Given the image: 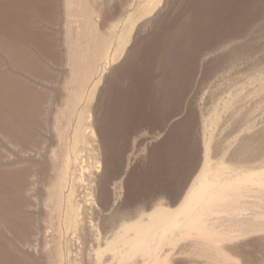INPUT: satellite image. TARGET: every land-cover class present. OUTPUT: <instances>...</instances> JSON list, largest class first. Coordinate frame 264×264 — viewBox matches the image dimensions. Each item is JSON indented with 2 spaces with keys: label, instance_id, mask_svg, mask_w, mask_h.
<instances>
[{
  "label": "rangeland",
  "instance_id": "obj_1",
  "mask_svg": "<svg viewBox=\"0 0 264 264\" xmlns=\"http://www.w3.org/2000/svg\"><path fill=\"white\" fill-rule=\"evenodd\" d=\"M6 1L0 14H25L18 27L29 34L15 46L0 36L1 261L142 264L140 257L121 262L99 254L97 246L139 211L158 202L174 207L210 137L220 179L251 177L228 190L214 185L204 215L211 236L193 232L159 253L167 254L165 264H264V60L254 63L264 56V14L249 20L243 36L228 38L229 27L245 19L247 0ZM201 21L210 27L203 33L195 27ZM181 34L201 51L178 109L159 123L158 111L178 100L173 92L151 100L155 81L167 89L170 73L153 43ZM242 43L252 46L250 54L218 57ZM136 58L148 84L134 87L148 91L139 88L138 105L136 93L130 100L133 129L124 143L119 132L108 142L119 158H106L99 126L109 123L108 86L123 82L117 69ZM112 160L116 173L107 177Z\"/></svg>",
  "mask_w": 264,
  "mask_h": 264
},
{
  "label": "bare ground",
  "instance_id": "obj_2",
  "mask_svg": "<svg viewBox=\"0 0 264 264\" xmlns=\"http://www.w3.org/2000/svg\"><path fill=\"white\" fill-rule=\"evenodd\" d=\"M8 1L9 0L6 2ZM30 3L33 4V2ZM204 11L206 12L208 10L205 9ZM240 11L241 13L243 12V14H245V19L239 20L238 22L236 21L233 26L229 27L230 29L225 34L228 38L243 36L244 30L248 28L249 20L257 17L258 14H264V0H247L245 4L240 7ZM3 12L6 13L8 11L4 10ZM17 15L19 14H0L1 43L5 45L15 46L17 41L15 40L16 37L19 38L21 35L27 37L29 34L26 29L22 30L18 27V22L25 14H20L18 17ZM203 19L206 18L203 17ZM190 25L191 23L179 25L176 28L177 34H175V36L178 37V32L180 31L185 32V30H187ZM195 27L199 28V32L201 33L210 28L208 21H201L195 24ZM210 45L211 44L208 46ZM252 50L253 48L250 44L242 43L239 46H235L234 48L230 49L228 52L219 55L218 57L230 59L241 52L250 54ZM153 51L154 54H158L160 60L165 59V61H168V65H166L169 68L170 73L167 80V89L164 90L161 88L162 82L160 79L155 81V91L152 94H149L151 96V100L156 104L159 102V100L164 101L166 100L165 97L167 92H173L172 94L178 100V102L170 104L171 106L163 107L158 111L157 114L161 116L158 122L161 123L164 121L162 116L165 117L171 114L172 110L174 111V109H178L179 100H181V98H183L187 92L188 85L195 71L197 57L201 50L200 48H197L191 44L190 41L185 38V36L177 38V40H175L174 36L170 38L158 36V38L154 40ZM262 60H264V56L258 58L254 63L260 62ZM139 62H141L140 59H134V61H128L125 65L126 67L117 69L119 73H121L123 76L125 75V81L123 80V82L120 84L114 83L108 86L109 96L107 97V101L105 100L106 102L104 108L105 120L109 123L106 130H102V127L100 128L99 126V136L101 138L103 151L107 156L106 158H108V156L112 158H119L118 156H120V154L114 153L112 151L111 144L108 142H116V136L119 132V134L121 133L119 140L120 143L123 144L124 136H126V134L133 129L127 121V117L131 116L132 114L130 110L132 109L133 105L131 104L130 100L134 98V93H136V98L133 103L138 105V101L141 100H138V95L142 93L139 90V88H142L139 86H137L138 88H135L134 84L137 81L138 83H141V86L142 83L145 85L148 84V75L146 76L145 72V74L140 72L141 70L145 71L146 68L141 67L142 69H140L138 67ZM142 90L148 91L146 90V87H143ZM146 93L148 94V92ZM164 109L168 110L164 111ZM104 135H106L108 139H106ZM160 145L161 144L157 145L155 149L159 150L161 147ZM114 154L116 155L114 156ZM212 160L213 159L210 156V137H208L207 139H203V159L199 169L190 181L179 202L174 207L162 202H158L154 204L149 210H141L134 217L122 221V223L118 225L119 229L111 237L106 239L104 247L101 248L100 246H97L96 251L99 254L109 252L121 262H129L136 257H140L143 259L142 264H165L167 254H165L164 257H161L159 252L162 251L163 245H165L166 242L174 244V241L184 239V237L190 235L193 232H195L199 237L211 236L210 234L212 227L210 230L207 229V226L204 223V218L207 215L205 217L204 215L207 214L206 210L209 208L210 201L208 197H212L214 185L217 184L219 187H222V189L223 187H227L228 190L229 187H237L238 184L233 186L234 182L247 180L251 177V174L247 173L244 175L242 174L241 176L235 175V178H230L229 176L228 178H224L222 180L220 179L222 170L221 166L217 164L215 167H213ZM115 164L116 162L113 160L107 164V177L116 173ZM106 193L104 196L107 195ZM23 231L24 230H22V233ZM1 263L16 264L17 262L13 257L9 258L8 260L4 259L0 262V264Z\"/></svg>",
  "mask_w": 264,
  "mask_h": 264
}]
</instances>
